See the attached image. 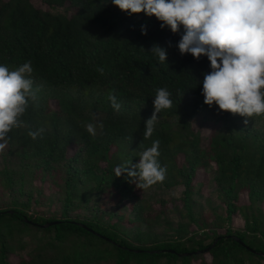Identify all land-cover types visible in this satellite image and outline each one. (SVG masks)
Instances as JSON below:
<instances>
[{"label": "trees", "instance_id": "16d2710c", "mask_svg": "<svg viewBox=\"0 0 264 264\" xmlns=\"http://www.w3.org/2000/svg\"><path fill=\"white\" fill-rule=\"evenodd\" d=\"M43 2L0 0V64L30 62L38 88L0 151V264H264V115L204 102L210 61L180 53L182 25L173 33L112 0ZM160 87L173 105L144 140ZM156 140L163 182L141 189L116 176ZM199 169L212 174L219 203L196 181ZM37 180L54 187L50 216L36 207L46 196Z\"/></svg>", "mask_w": 264, "mask_h": 264}, {"label": "clouds", "instance_id": "9594fccd", "mask_svg": "<svg viewBox=\"0 0 264 264\" xmlns=\"http://www.w3.org/2000/svg\"><path fill=\"white\" fill-rule=\"evenodd\" d=\"M129 14L144 12L162 21L173 33L183 34L178 42L181 54L190 53L196 59L207 56L211 71L204 74L203 95L208 105L243 117L264 115V0H112ZM146 34V29L142 26ZM161 63L167 61V50L152 47ZM103 71L102 69H98ZM30 62L14 68L0 64V151L8 144V133L25 126L22 119L29 101L37 100L38 88L31 79ZM166 87L156 89L154 112L145 121L143 139L153 136L158 113L173 105ZM114 109L120 104L110 96ZM247 124V119L244 121ZM103 126L102 124L100 125ZM87 131L96 135V125L89 123ZM41 128L29 131L36 139ZM139 162L117 166L116 176L127 173L138 188L147 189L166 179V167L159 161V141L139 152Z\"/></svg>", "mask_w": 264, "mask_h": 264}, {"label": "rangeland", "instance_id": "374dc122", "mask_svg": "<svg viewBox=\"0 0 264 264\" xmlns=\"http://www.w3.org/2000/svg\"><path fill=\"white\" fill-rule=\"evenodd\" d=\"M36 4L42 6L43 8H47L46 4L43 2V0H33ZM55 103V102H54ZM211 126L208 125H203L200 130L202 133L206 136L211 133ZM71 152L73 151V147L70 149ZM196 181L200 182L203 185V192L206 193V196H211L213 202L219 203L220 200L218 198V192L216 190L215 184L212 182V174L209 172L205 171L204 169H199L197 176L195 177ZM38 184H42L46 188V193H45V199H42L39 204L36 205V207L39 209V212L45 213L47 216H50V214H53L54 210H58L59 203H57L56 200V194L54 187L52 185H49L47 181L41 182V180L36 181ZM172 192L179 194L180 193V188L177 187L175 188ZM51 196H54V200L52 197L49 199ZM52 202V203H51ZM56 212V211H55ZM241 222L239 219H236L234 221V226H240Z\"/></svg>", "mask_w": 264, "mask_h": 264}]
</instances>
